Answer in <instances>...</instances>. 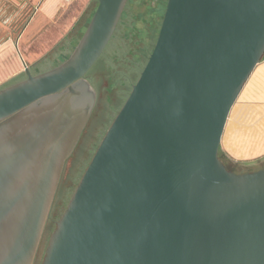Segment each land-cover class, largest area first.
I'll use <instances>...</instances> for the list:
<instances>
[{"label": "water", "instance_id": "obj_1", "mask_svg": "<svg viewBox=\"0 0 264 264\" xmlns=\"http://www.w3.org/2000/svg\"><path fill=\"white\" fill-rule=\"evenodd\" d=\"M126 2L98 0L67 60L35 76L25 68V80L0 90V163L25 189L9 218L0 210V233L29 231L24 264L89 112L76 85ZM263 55L264 0H167L148 60L42 264H264V168L235 174L218 160L230 108ZM4 252L0 264L17 261Z\"/></svg>", "mask_w": 264, "mask_h": 264}, {"label": "rangeland", "instance_id": "obj_2", "mask_svg": "<svg viewBox=\"0 0 264 264\" xmlns=\"http://www.w3.org/2000/svg\"><path fill=\"white\" fill-rule=\"evenodd\" d=\"M92 1L0 0V51L3 50V47L10 49L9 46L5 47V45L11 43L12 52L24 65L36 66L37 69L41 70L49 69L60 57L61 47L70 44L72 38L78 36V32H85L86 21L96 5ZM155 6L156 0H127L123 9L124 13L122 12L117 23L113 33L114 38L111 39L109 47L84 77L95 97V112L87 120L75 144L72 156L65 163L57 193L51 198L50 209L48 208L51 218L63 208L64 202L73 193L96 147L110 126L116 112L123 105L124 93L128 89L126 87L113 89L110 94L105 93L104 90L107 87L105 75L109 67L112 66L114 58L122 57L128 50L129 41L125 36H131L129 24L135 19V26L142 30L144 19L147 21L156 19L158 21L159 14ZM77 21L79 24L76 23ZM141 39L145 43L148 42L149 37L146 31L142 33ZM114 53H118L117 56ZM262 59H264V55ZM127 67L129 68V65ZM123 72H127V70H123ZM130 74V79L133 80L135 75ZM88 78L92 81L90 82ZM218 160L227 171L231 169L233 171L230 172L234 173H249L264 168L263 160L252 163H234L221 152L218 154ZM226 166L230 169H227ZM76 175L78 179L75 181ZM52 230V226L46 223L41 235L37 252L38 258L35 264H41Z\"/></svg>", "mask_w": 264, "mask_h": 264}, {"label": "crops", "instance_id": "obj_3", "mask_svg": "<svg viewBox=\"0 0 264 264\" xmlns=\"http://www.w3.org/2000/svg\"><path fill=\"white\" fill-rule=\"evenodd\" d=\"M7 46L10 49L0 51V87L14 79H26L27 72L41 70L24 65L12 52L11 43ZM219 151L234 163L264 161V59L255 66L230 108Z\"/></svg>", "mask_w": 264, "mask_h": 264}, {"label": "trees", "instance_id": "obj_4", "mask_svg": "<svg viewBox=\"0 0 264 264\" xmlns=\"http://www.w3.org/2000/svg\"><path fill=\"white\" fill-rule=\"evenodd\" d=\"M166 2H167V0H156V6L155 7L157 9V13L159 14L158 15V17H159L158 21H156V19H150L149 21L144 19V21H142V24L144 26V28L142 30H139L135 26V21H136L135 19H133L132 23L129 24V27H130L129 33L131 36L130 37L125 36L126 39L129 41L128 50H127V52H125L123 54L122 57H115L114 62L112 63V66L109 67V69L105 75V79H106V83H107V87L104 90L105 93L110 94V91H112L113 89H120V88L126 87L128 89V91L126 93H124V95H125L124 101L126 100V98L128 97V95L131 91L132 86L136 83V81H137L141 71L143 70V68H144V66L148 60V57H149V55L153 49L158 31L160 28L161 20H162L163 14H164ZM95 9L90 13V15L86 21V28H87V26H88V24H89V22L93 16L94 12H95ZM76 23L79 24V21H77ZM144 31H146L148 33V37H149V40L146 43L141 39V35ZM83 34H84L83 32H78V36H75L72 39L70 44L65 45L64 47L61 48V50L59 51L60 57L55 60V63L52 64V66L49 69L38 70V71L32 70L31 75L35 76V75L45 73L51 69H54L55 67H57L61 63H63L65 60H67L68 57L73 52L76 45L78 44V42L80 41ZM113 38L114 37L112 35L111 39H113ZM111 39H110V41H111ZM110 41L107 44L106 48L104 49L103 53L109 47ZM103 53L101 54L99 59L102 57ZM114 54H115V56H117L118 53H114ZM127 65H129V68L127 67ZM123 70H127V72H123ZM130 73H133L135 75V78L133 80L130 79V75H131ZM86 74H85V76H86ZM23 80H25V78L14 79V80L9 81L6 84H4L2 87H0V89L5 88L9 85L15 84L17 82L23 81ZM88 80L90 82L92 81V79H90V78H88ZM124 101H123V103H124ZM116 114H117V112H116ZM219 152L220 151H218V154H219ZM226 168L230 169L227 166H226ZM230 171H233V170L230 169ZM70 197L67 199V201L64 202L63 208H61V210H59L56 213V215L51 218V220H52L51 226L53 228L52 232L54 231V229L56 227V222L61 218V216H62V214H63V212H64V210L68 204Z\"/></svg>", "mask_w": 264, "mask_h": 264}, {"label": "bare ground", "instance_id": "obj_5", "mask_svg": "<svg viewBox=\"0 0 264 264\" xmlns=\"http://www.w3.org/2000/svg\"><path fill=\"white\" fill-rule=\"evenodd\" d=\"M18 179L12 174L7 160L0 163V210L5 211L8 218L13 209L19 208L20 204L16 205L18 204V197L25 192ZM16 229L18 227L10 226V232L6 230L7 232L4 235H2V232L0 233V253L4 249L5 252L2 256L10 259L18 257L14 264H24L25 253L23 252L29 239V231L27 232L26 229L20 227L15 232Z\"/></svg>", "mask_w": 264, "mask_h": 264}, {"label": "flooded vegetation", "instance_id": "obj_6", "mask_svg": "<svg viewBox=\"0 0 264 264\" xmlns=\"http://www.w3.org/2000/svg\"><path fill=\"white\" fill-rule=\"evenodd\" d=\"M92 3H95L96 5H95V8L97 7V5H98V0H93L92 1ZM94 5V4H93ZM87 82H86V80H84L82 83H79L78 85H76L77 86V89L79 90V92L82 94V96H81V99H80V105H81V107L82 108H85V107H87L88 109H89V112H88V115H87V117H86V120H85V122H84V124H83V127H82V129H81V132L83 131V129H84V127H85V124H86V122H87V120L90 118V116H92V114L95 112V97L94 96H92L91 95V93H90V91H89V89L87 88ZM11 86V85H10ZM9 87V86H8ZM5 88H7V87H5ZM4 89V88H3ZM0 90H2V89H0ZM81 132H80V134H81ZM80 134H79V136H80ZM79 138V137H78ZM77 141H78V139H77ZM76 141V142H77ZM76 144V143H75ZM74 148H75V145H74V147H73V149L71 150V152L69 153V155L64 159V161H63V163H62V166H61V168H60V171H59V173H58V176H57V179H56V182H55V185H54V190H53V194H52V198L56 195V193H57V188H58V185H59V182H60V179H61V177H62V174H63V170H64V167H65V163H66V161L72 156V153H73V151H74ZM261 169H263V168H261ZM234 173V172H233ZM235 174H241V173H235ZM78 175V174H77ZM76 175V178H75V181L78 179L77 176ZM82 176V175H81ZM81 178V177H80ZM80 178H79V180H80ZM77 184H78V182H77ZM76 184V185H77ZM76 187V186H75ZM68 188H70V186H68ZM75 189V188H74ZM74 191V190H73ZM50 209V208H49ZM50 211V210H49ZM49 211H47V215H46V219H45V221H44V224H43V227H42V230H41V232H40V235H39V238H38V241H37V244H36V247H35V249H34V252H33V255H32V257H31V261H30V264H35L36 263V261H37V258H38V256H37V252H38V248H39V244H40V239H41V235H42V232H43V229H44V226L46 225V223H49L50 225L52 224V220H51V216L49 215ZM46 250V249H45ZM45 253V252H44ZM45 255V254H44ZM43 259H44V257H43ZM43 261V260H42ZM24 262H25V260H24ZM41 264H42V262H41Z\"/></svg>", "mask_w": 264, "mask_h": 264}]
</instances>
